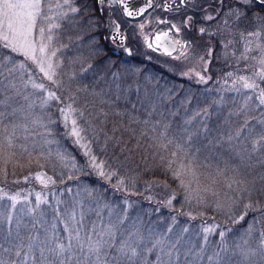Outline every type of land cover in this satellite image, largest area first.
I'll list each match as a JSON object with an SVG mask.
<instances>
[{"label": "rangeland", "instance_id": "1", "mask_svg": "<svg viewBox=\"0 0 264 264\" xmlns=\"http://www.w3.org/2000/svg\"><path fill=\"white\" fill-rule=\"evenodd\" d=\"M186 1L185 8L179 11L164 13L156 7L145 16L130 21L118 7L117 0H100L104 10L103 17L109 25L108 46L111 48L114 45L115 51L128 52L132 57L136 56V60L154 64L171 74L175 73L197 85H203L210 80L211 72L206 69V63L214 44L210 37L198 36L197 33L201 34V29L204 30L200 27L203 22L219 18L223 1ZM73 4L71 0H44L42 14L45 15V21L41 25L37 23L33 39L37 49L41 44L45 46L44 53L41 54L38 50L36 52L37 58L44 62L45 71H41L40 65L30 59H27L31 62L27 65L22 54L4 47V42L0 40V113L3 114L0 115V171L4 174L8 172L6 177L9 178L7 185L0 184V264H215L216 261V264H234L227 255H234L238 261L236 264H244L242 262L249 263L264 257V234L251 233L253 229L263 228L258 220L262 213L257 210L258 214L249 218L247 230L242 233L245 237L250 234L248 238L252 240H247V243L254 241V237L256 246H246L245 243L246 247L235 245L234 250L231 249L227 236L232 234V227L223 226L225 223L222 225L215 220L200 223L192 228L193 231H189V224L183 227H189V230H179L177 222L170 223L162 230V215H153L152 206L161 210L162 198L170 206L174 192L168 183L157 179L152 180L150 190L146 192L147 199H152L149 202L142 201L138 197L141 195L125 197L123 193L113 191L107 198L101 194L87 197L71 195L72 192H54L53 185L57 182L54 174L60 172L58 167L61 164L73 165L74 155L69 152L67 143L74 147L75 152L81 151L80 155L87 161V169L95 172L100 180L105 177L100 175V171H107L104 162L90 154V147L83 141L74 109L69 104L59 108L61 117L54 116V112L52 115H45L41 111V108L54 100L49 98L50 94L56 97V76L62 59L66 58L65 63L70 70L84 59L80 54L81 50L67 52L66 49L56 55L52 44L55 20L59 14L73 17L76 13V5ZM258 14L262 13L259 11L257 16ZM260 22L262 23L261 19ZM196 24L197 33L196 30L194 32ZM41 26L49 29L50 34L44 31L41 37L38 31ZM164 27L172 28V33L181 42L179 50L171 56H165L151 44L153 32ZM116 28L127 35L123 47L117 46L112 39L111 32ZM99 52L100 48H93L87 57ZM235 58L240 62L247 61L245 71L232 69L230 82L213 89L214 95L221 92L231 95L237 104L232 102L233 111L201 116V113L196 112V104L192 110H188L194 102L188 105L184 98H142L132 102L131 106L151 116L146 122L142 119L144 113L135 110L132 122L134 126L143 125L142 134L146 139L149 138L148 131L151 127L154 130L153 138L159 142L161 149L166 147L163 143L166 133H170L168 143L176 146L174 149H181L184 145L192 146L204 135L212 133L215 137L227 129L226 144L238 147L241 153L235 151V154H240L243 158L240 171L234 166L232 169L231 174L238 176H228L229 184H239L242 188L244 201L242 211L237 215L242 220L248 210L256 209V206L250 208L254 194L262 193L264 200V174L259 167L256 169L251 158L257 156L258 150L264 149V139H261L264 137V110L260 103L263 89L262 82L258 81L264 71V54L261 51L256 57L254 53L252 58L248 53H240ZM131 68L133 67L128 65V70ZM141 68L140 66L139 69ZM137 74L135 73L136 77ZM49 75L51 79L48 78ZM245 83L255 84L256 87L246 88ZM37 85L43 87H36ZM239 91H243V96ZM212 96L201 97H206L212 103L220 99ZM180 109L183 110V118L169 123L176 130L165 131L166 124L162 118L169 119ZM164 114L167 115L162 117ZM209 117L212 121H209ZM237 118L241 120L238 121ZM58 125L64 127L70 142L57 138ZM73 128L79 131V137L71 134ZM52 143L56 146H52ZM247 144L249 149H245ZM45 152L48 153V160L36 158ZM262 153L264 156V151ZM25 157L27 166H19L18 161ZM6 162H10L7 167ZM183 164L194 166L195 160H187ZM97 165L101 167L98 168ZM17 168L20 170L18 177ZM12 176L15 178L11 179ZM37 176L43 179H37ZM79 187L78 182L75 185L76 192ZM81 191L86 193L83 188ZM218 199H209L208 207H222V202ZM188 215L193 216L191 213ZM208 228L212 231L206 232L205 229ZM97 242L99 252L90 253L89 248L97 246ZM256 253L257 256L251 258Z\"/></svg>", "mask_w": 264, "mask_h": 264}, {"label": "trees", "instance_id": "2", "mask_svg": "<svg viewBox=\"0 0 264 264\" xmlns=\"http://www.w3.org/2000/svg\"><path fill=\"white\" fill-rule=\"evenodd\" d=\"M71 1H73V5H76V13L73 17L64 14L58 15L54 22L52 44L56 49V55L66 49L67 52L81 50L80 54L84 59L72 70L66 65V58L62 59L56 76V98L41 108V111L45 115H52L54 112V116L61 117L59 108L69 104L74 109L83 141L87 142L90 147V154L102 160L107 171L105 177L100 180L98 176H95V172L88 170L86 159L80 155L81 151H74V147L67 143L70 140L67 139L64 127L58 125L56 136L58 139L66 141L67 148L70 153H73L74 158H72L73 165L61 164L58 167L60 172L54 174L57 179L55 186L53 185L54 192H72L71 195L80 194L87 197H97L101 194L107 198L113 191L118 194L123 193L125 197L126 195H141L138 197L142 201L149 202L152 199H147L146 192L150 190L149 185L152 180L157 179L168 183L174 192L170 206L165 204L164 198L160 202L161 210L152 206L153 215H162V230L166 229L170 223L177 222L176 226L179 227V230H189L187 229L189 227L183 229L189 224L191 229L189 231H193L192 228L196 225L215 220L222 225L225 223L223 226L232 227L230 228L232 234L227 236V240L231 243V249L234 250L235 245L241 246L240 248L256 246L257 241L254 237V241L247 243V240H252L248 238L250 234L245 237L242 233L249 223V218L261 212L258 220L263 228L253 229L251 233L264 234V200L262 193L254 194L253 204L250 208L256 206V209L251 208L252 210H248L242 220L238 219L237 215L242 211L241 206L244 201L243 193H241L242 188L239 184L238 186L229 184L228 176H238V174H231L232 169L234 166L236 170L240 171L243 158L240 154H235V151L241 153L238 147H230L226 144L227 129L215 137L212 133L204 135L192 146L184 145L181 149H174L176 146L168 143L170 133H166L163 141L166 147L161 149L159 142L153 138L154 130L151 127L148 131L149 138L146 139L142 134L143 125L134 126L132 122V114L135 110L144 113L142 119L146 122L151 116H147L145 111L136 109L131 104L142 98H166L167 100L184 98L188 101V105L194 102L192 108L188 110H192L196 104L198 108L196 112L201 113V116L233 111L232 102L236 103L231 95L225 94V92L214 95L213 89L223 87L222 84L230 82L232 69L245 71L247 61L240 62L235 58L236 54L251 53L252 58L254 53H256V57L258 54L260 55L261 51L264 54V6L255 4L257 11L262 13L258 16L263 23L259 29L261 37L259 34L257 39L249 36L250 22L254 20V13L248 11L243 18L242 5L238 0H222L223 8L219 18L203 22V25H200L204 28L201 34L197 33L198 24L194 26V32L196 30L195 33L198 36L210 37L209 39L214 44L206 63L208 66L206 69L211 72L210 80L203 85H197L183 76L171 74L154 64L140 62L136 60V56L134 58L128 52L115 51L114 45L110 48L107 44L109 25L103 17L104 10L100 0ZM258 16L256 14L257 18ZM226 19L229 21L224 22ZM44 21L45 15L42 14L37 23L41 25ZM42 28L48 35L50 34L49 29ZM252 30L254 31V29ZM93 48H100L101 52L87 57ZM22 58L27 65L31 63L24 57ZM128 65L133 68L128 70ZM140 66L141 69H139ZM31 68L33 67L31 66ZM137 70L138 72H136ZM70 72L72 76H70ZM135 73H138L137 77ZM262 77H264V71L258 80L260 83L262 82L264 91V78ZM212 84L213 86H211ZM242 92L240 94L243 96ZM218 95H224V97ZM201 96L220 99L212 103L206 97ZM182 111L180 109L169 119L162 118L166 124L165 131L176 130L169 123L173 120H181L183 118ZM166 115L164 114L162 117ZM237 120L241 119L237 118ZM209 121H212V118L209 117ZM51 145L56 146L53 143ZM155 145H159L160 149ZM262 145L264 147V144ZM245 149H249L248 144ZM242 150L244 149L242 148ZM262 151L264 149L258 150L257 156L251 158L255 162L256 169L259 167L262 170L261 173L264 174ZM47 156L48 153L45 152L36 158L46 161L48 160ZM26 160L27 157L18 161L19 166H27ZM187 160H195V165L186 166L183 164ZM9 163L6 162L5 166L7 167ZM189 168L191 171L188 170ZM16 171V177H18L20 170L17 168ZM110 173H114V175L109 177ZM176 173H180L179 177ZM6 174L0 171V184H8L9 178L6 177ZM10 178L13 179L15 176ZM78 182L80 187L76 192L75 185ZM262 186L264 187V178ZM81 188L86 193H81ZM215 197L220 199L218 200L222 202V207L218 205L208 207L210 205L208 200ZM188 213L193 216H189ZM189 235L191 237V233ZM256 256L257 253L251 258ZM227 258L234 264L238 263L234 255H227ZM242 263L264 264V257L258 260L254 259L249 263Z\"/></svg>", "mask_w": 264, "mask_h": 264}, {"label": "snow or ice", "instance_id": "3", "mask_svg": "<svg viewBox=\"0 0 264 264\" xmlns=\"http://www.w3.org/2000/svg\"><path fill=\"white\" fill-rule=\"evenodd\" d=\"M44 0H0V40L4 42V47L11 48L13 52H18L22 54L26 59H30L40 65V70L45 71L43 67V60L38 59L36 56L37 50L42 54L45 51V46L40 45L37 49L36 42L33 39L34 30L37 28V21L42 17V8ZM260 3L264 5V0H260ZM75 11V9H73ZM143 11V9H141ZM129 16L133 15L132 12L127 13ZM118 27V26H117ZM174 27V26H173ZM39 35L43 37L44 29L39 28ZM204 30L201 29V32ZM166 35V34H165ZM151 47V45H149ZM51 68V65H49ZM47 75V73H45ZM51 79V76H48ZM264 78V77H262ZM246 88H255V84L245 83ZM36 87H43L42 85H37ZM50 99H55L54 94H50ZM260 103L264 104V91L260 93ZM0 115H3L0 113ZM67 119V117H65ZM75 124V121L72 122ZM72 135L79 137V131L76 128L72 129ZM264 139V137H261ZM95 161V158H92ZM97 167H101L97 165ZM191 171V168L188 169ZM101 176H105V173L101 170ZM114 173L108 174L110 177ZM179 177L180 173H176ZM37 179H43L41 176H37ZM50 179V178H49ZM14 199V198H11ZM206 232L212 231V229H205ZM223 236V233L220 234ZM63 246H61V251H63ZM123 251V249H121ZM90 253L99 252V242L97 246L89 248ZM133 255L135 252L133 251ZM97 260L99 256L97 255Z\"/></svg>", "mask_w": 264, "mask_h": 264}, {"label": "water", "instance_id": "4", "mask_svg": "<svg viewBox=\"0 0 264 264\" xmlns=\"http://www.w3.org/2000/svg\"><path fill=\"white\" fill-rule=\"evenodd\" d=\"M255 1L258 4H261L260 0ZM120 3L125 15L131 19H136L145 11L149 10L154 5L155 0H120ZM141 9H143V11H141ZM128 12H132L133 15L129 16L127 14ZM125 38V34L119 30H114L112 32V39L120 46L125 44ZM152 43L166 54H173L178 49V44L171 35V29H166L162 32H156L152 36Z\"/></svg>", "mask_w": 264, "mask_h": 264}, {"label": "flooded vegetation", "instance_id": "5", "mask_svg": "<svg viewBox=\"0 0 264 264\" xmlns=\"http://www.w3.org/2000/svg\"><path fill=\"white\" fill-rule=\"evenodd\" d=\"M166 1L170 2L169 4H167V6H169V8H166ZM186 4H187L186 0H179V1H177V0H157L153 9L157 7L159 9H161L164 13H167V12L179 11L181 9H184ZM240 4L242 5V14H246L245 11H247V12L249 11L251 13L252 12L254 13V20H252L250 22L251 31H249V36H251L253 38H258V36H259V33H258L259 19L256 17V14L258 11H257V7L255 6V2L253 0H251L250 2H240ZM226 18H228V16H226ZM227 21H229V19H226L224 22H227ZM164 28H166V27H164ZM242 28L244 29V26H242ZM252 29H254V31ZM244 34H246V33H244Z\"/></svg>", "mask_w": 264, "mask_h": 264}, {"label": "bare ground", "instance_id": "6", "mask_svg": "<svg viewBox=\"0 0 264 264\" xmlns=\"http://www.w3.org/2000/svg\"><path fill=\"white\" fill-rule=\"evenodd\" d=\"M138 61H140V60H138ZM140 62H142V61H140Z\"/></svg>", "mask_w": 264, "mask_h": 264}]
</instances>
